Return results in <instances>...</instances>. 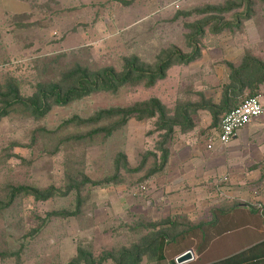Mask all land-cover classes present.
I'll list each match as a JSON object with an SVG mask.
<instances>
[{"label": "rangeland", "instance_id": "obj_1", "mask_svg": "<svg viewBox=\"0 0 264 264\" xmlns=\"http://www.w3.org/2000/svg\"><path fill=\"white\" fill-rule=\"evenodd\" d=\"M173 51L198 56L151 84L98 89L37 117L15 110L0 119V264H76L78 247L115 257L159 233L179 235L162 260L147 253L139 264H172L196 245L192 228L214 214V202L262 207L264 174L224 172L228 147L205 146L222 111L202 105L221 104L216 85L228 64L247 55L264 66V0H0V83L15 79L22 95L76 64L122 74L125 60L137 59L155 72ZM153 98L177 117L170 138L157 115H130L109 135L92 130L112 119L83 121ZM185 105L186 125L177 115ZM49 186L55 193L45 199L11 197L16 187Z\"/></svg>", "mask_w": 264, "mask_h": 264}, {"label": "trees", "instance_id": "obj_2", "mask_svg": "<svg viewBox=\"0 0 264 264\" xmlns=\"http://www.w3.org/2000/svg\"><path fill=\"white\" fill-rule=\"evenodd\" d=\"M173 54L174 51L170 52L167 58L158 64L155 72H150L143 67L137 66V59L125 60L122 74L114 73L112 69L107 67L91 71L87 67H82L79 64H76L72 68L67 69L59 80L37 83L36 88L30 95H22L16 80L9 78L5 80L4 83H0V119L15 110L28 112L37 117L42 115V113L52 104L66 103L74 98L81 97L98 89H116L117 86L121 84L138 83L141 81H145L146 84H151L155 79L163 78L165 76V71L172 64L189 63L198 56V54L194 55V53H191L186 57L178 54V57L176 56L173 58ZM228 67L230 68L229 83L224 86V102L219 105V108L217 107L215 109L213 107V110H211L209 105H202L214 112V115H216L218 111L223 112L226 109L229 110L236 106L237 98L243 95L244 90L249 89L250 95H254L257 84L264 80V66L258 59L253 57L244 55L242 62L238 66L228 64ZM230 94L234 97H229ZM229 98H232V100L228 105ZM189 108H192V106L185 105L181 110L177 111L178 117H181L182 120H184V125H186L185 122L188 121L186 112ZM130 115H133L138 119L154 117L157 115V128L165 129V139L170 138L169 136L173 132V125L178 122L177 117L174 115L169 116L166 107L156 98L138 102L127 110L119 108L102 110L95 113L90 118L83 119V121L89 124H98L99 122L112 119L109 120V122H111L110 124L97 125L96 127H93L92 130V132L95 133L104 132L106 135H109L113 130L125 124ZM166 156L167 151L163 154L164 160ZM157 169H159V167ZM19 192L31 194L36 199H45L48 196L54 195L55 188L49 186L46 189L37 190L34 187H16L12 189L11 197ZM76 203L78 207L80 199H77ZM262 211L264 214V207ZM170 225H177V223L170 222ZM186 232L184 231L180 234H185ZM176 236L174 235L170 240L167 239L164 233H159V235L154 238H150L151 235H148V240H146L147 237L145 236L142 238L139 245H134L132 251L121 250V252L115 257H111L109 254L95 257L91 252H86L84 248L78 247L74 261L76 264H103L107 258H112L111 260H113L114 264H139L142 256L147 253L150 259L159 261L165 257L164 247L166 243L174 241ZM255 250L256 253L251 254L253 257L249 258V261H245V264H264V241H260L258 245L255 244L254 246H251L248 249V253H254ZM183 251H181V253ZM233 263H235V257L230 256L211 264Z\"/></svg>", "mask_w": 264, "mask_h": 264}, {"label": "crops", "instance_id": "obj_3", "mask_svg": "<svg viewBox=\"0 0 264 264\" xmlns=\"http://www.w3.org/2000/svg\"><path fill=\"white\" fill-rule=\"evenodd\" d=\"M229 73L227 72L224 77L221 76V82L216 85L221 87L218 99L221 104L225 99L224 86L229 83ZM247 90L249 91V89ZM255 94L259 95L264 107V80L257 84ZM229 97L234 96L230 94ZM239 98L240 96L237 100ZM231 100L232 98H229L228 105ZM216 146L228 147L229 154L224 172L230 178L238 172L264 174V112L238 130L236 136L227 145L221 146L215 142L212 148H206L211 150ZM214 165L213 161L206 163L207 168H214ZM199 202L208 204L207 201ZM177 203L181 204L182 202L178 201ZM213 204L214 214L212 213L206 221L196 224L192 228V232L196 236V245L189 247L193 252V259L186 264H211L230 256L235 257L233 264H245V261L253 257L251 254L256 253V250L254 253H248V249L255 244L258 245L260 241H264V214L262 211L264 202L259 210L251 208L244 202L231 205L227 201H216ZM164 256H166V252ZM174 257L175 255L173 261Z\"/></svg>", "mask_w": 264, "mask_h": 264}, {"label": "built area", "instance_id": "obj_4", "mask_svg": "<svg viewBox=\"0 0 264 264\" xmlns=\"http://www.w3.org/2000/svg\"><path fill=\"white\" fill-rule=\"evenodd\" d=\"M263 112L264 107L258 94L245 97L236 106L221 114L216 130L206 140V147L212 148L215 142L221 146L227 145L236 136L238 130L245 127L254 118L262 115ZM176 256L172 264L187 263L177 262Z\"/></svg>", "mask_w": 264, "mask_h": 264}, {"label": "water", "instance_id": "obj_5", "mask_svg": "<svg viewBox=\"0 0 264 264\" xmlns=\"http://www.w3.org/2000/svg\"><path fill=\"white\" fill-rule=\"evenodd\" d=\"M193 259V252L191 249H187L182 253L178 254L175 258L177 262H188Z\"/></svg>", "mask_w": 264, "mask_h": 264}]
</instances>
